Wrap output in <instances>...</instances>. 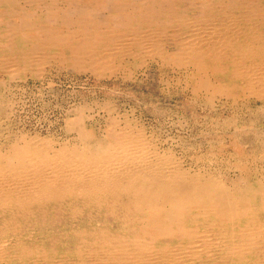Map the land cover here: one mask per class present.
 I'll return each instance as SVG.
<instances>
[{
  "label": "bare ground",
  "instance_id": "1",
  "mask_svg": "<svg viewBox=\"0 0 264 264\" xmlns=\"http://www.w3.org/2000/svg\"><path fill=\"white\" fill-rule=\"evenodd\" d=\"M184 1L188 3L187 7L194 11V16L186 15L188 8L187 10L178 8L179 0H0V73L28 71L31 63L42 64L45 50L61 49L63 52L67 51L68 55L65 57L68 56V63L75 71L90 72L97 76L109 75L122 68L123 65L121 66L118 58L133 55V49L142 53L146 51L152 58L161 55L160 39H162L163 31L166 28L182 27L179 32L170 31V35L164 34L170 43L169 47L171 45V50L166 54V58L164 56L162 58L163 61L191 72L189 77L194 79L193 93L200 90L205 92V87H210L209 81L205 80V61L212 64V73L219 74L225 71L217 66V62L224 60L231 67L227 72L234 78L233 80L245 77L248 82L244 89L251 91L257 97H264V33L260 34L259 31L254 30L255 28L250 27L247 34H241L238 30L237 33L232 32L226 36L223 30L221 33L215 30L218 28L216 26L210 27L208 32L205 30L207 29L205 0H180V2ZM252 2L249 0L248 5L245 3L242 10L257 5ZM235 4L239 5L235 0L233 4L229 2L226 6L232 8ZM222 6H225L224 2ZM226 10L227 8L223 7L224 16L229 12ZM262 18L264 19L263 16ZM235 19L230 20L235 21ZM222 27L227 28L223 24ZM244 61L250 63L246 70L242 64L246 63ZM49 65L48 67L51 68ZM14 82L16 83V79ZM39 90L43 91V89ZM217 91H221L225 96L231 93L226 88H218ZM40 99L43 98L40 97ZM17 100L19 101V98ZM3 116L9 115L7 113ZM83 117L81 111L67 123L68 129L76 130L75 144L68 142L57 144V142L54 145L50 138L29 137L27 139L23 136L19 142H9L11 144L8 148L0 151V210L16 209L27 212V209L32 206L56 205L59 207L66 203L73 207L70 208V213L75 216L86 211L77 206V203L81 201L83 206L89 209L88 220L91 223L95 217L92 216L95 211L97 215L119 221L121 225H118L115 230L93 222L94 225H90L89 228L83 227L76 233L79 241L78 246L76 244L74 246H77L76 250L74 249L75 255L79 258L85 254L90 259L94 258L95 263L93 261L90 264H204L205 218L212 219L223 227L225 225L236 227V230L230 232L229 237L228 232L223 228L219 232L222 234L220 237H228L231 240L230 246H227L228 254L241 259L244 253L257 247L254 240L264 234V178L251 185L250 177H247L246 172L245 174L240 172L239 181L232 183L231 186L228 181L227 186L218 174H213L214 171L206 172L205 166L198 164L187 166L184 164L185 159L177 157L171 150L158 149L160 146L157 147L153 135L150 136L141 127L134 131L125 120L122 128L110 132L102 141L98 137L99 141H97L96 133L95 135L81 126ZM24 134L26 135V132ZM58 138H56L57 141ZM159 143L162 144L160 140ZM241 170L244 171V169ZM220 173L222 174V171ZM10 248L11 246L8 249ZM41 250L40 253L44 252ZM12 251L16 254L14 250ZM9 256L11 258V255ZM78 264L88 263L82 260Z\"/></svg>",
  "mask_w": 264,
  "mask_h": 264
},
{
  "label": "rangeland",
  "instance_id": "2",
  "mask_svg": "<svg viewBox=\"0 0 264 264\" xmlns=\"http://www.w3.org/2000/svg\"><path fill=\"white\" fill-rule=\"evenodd\" d=\"M236 1L237 3H239V5L235 4L232 8H229V6H226V4L229 2L233 4L235 0H224V1L205 0V9H206L205 10V22H206L205 27L207 28L205 30L208 31L210 30V27L213 28L216 26L218 28L216 29L214 28L215 30H218V32L220 33L223 30L222 31L223 34H226V36H229L232 32L237 33L238 30H239V33L241 34H247L250 31L249 28L252 27V28H255L254 30L259 31L258 33L263 34L264 33V19L262 18V16L264 17L263 15L264 14V8H263L264 0H251V2L253 1L257 5H252L251 8L244 9V11L242 10L243 9L242 7L245 6V3L248 5L249 0L247 1L246 0H242V1L236 0ZM213 2L214 4H212ZM223 2L225 3V6H222ZM187 4H186V1L180 2L179 0V2H177L178 8L180 9L188 8L189 11L186 9L187 10L186 12L188 14L186 13L185 14L189 17H192L194 16L195 13L194 11L190 10L191 9L190 7H187ZM223 7L227 8L226 12L227 11L229 12L232 11V12L231 13L227 12L228 14L224 16L223 11H222ZM236 7H239V8H236ZM217 8H218V11H217ZM251 10H253V12ZM213 12L214 14H216V16L213 14ZM247 13H248V18H247ZM241 15H244V16H241ZM233 16L237 18L236 19L235 17L232 18ZM212 18L214 20L217 19V21L214 22ZM230 19L231 20L235 19V21H231ZM249 19H252V20H249ZM160 20L162 22L164 21V19H160ZM220 24L221 26H219ZM222 24L224 25V27L226 26L229 29L227 28L224 29L222 27ZM235 24L238 27H236ZM239 25H244V26H239ZM181 28L180 27L172 28V29L166 28L165 29L166 31L164 30L165 33L163 31L162 39H160L161 49H162L160 52L161 55L159 54L152 58V56H150L149 53H147L146 51H143L142 53V52H137L136 50L133 49L132 51L133 55H127L120 59L118 58L121 66L123 65L122 68H120L119 70L117 69L115 72L109 75L97 76V75L91 74L90 72H83L84 73L83 74L80 71H78L80 72L78 73L77 71L72 69V65L68 63L69 62L68 56L65 57V55H68L67 51L63 52V50L61 49L45 50L44 55H43V61L41 62L43 66L42 64L37 65V64L31 63L29 65L28 71L21 70V71H16L14 73L12 72L0 73V77H1L0 78V93H1L0 94V98H1L0 107L2 106L0 108V117H1L0 118V126H1L0 127L1 128L0 129V151L6 150L9 144H11L14 141L19 142L20 138L23 136H25V138L27 139L29 137L30 138L37 137V138H42V139L50 138L54 145H56L57 142H58L57 144L61 142H68L71 144H75L77 142L76 130L68 129L67 123L73 120L78 115V113L82 111L84 117L81 119V126L90 130L93 134L96 133L97 135L95 134L96 136L95 135L94 136L97 138V139L95 138L97 141L99 140L102 141L106 135L110 134V132L115 131V130L117 131L120 128H122L126 120L128 121L127 123L130 125L132 130L136 131L138 128L141 127L145 130L147 134H150V136L153 135L152 137H154V140L157 143L156 144L157 147L158 145L160 146L158 147V149L166 148L167 150H171L172 152L175 153L177 157H181L182 160L185 159L184 164L187 166H190L191 164L192 166L193 165L195 166L196 164L200 166H205L206 172L213 173L214 171L215 173L213 174L215 175L218 174V177L220 176L219 178H221V180H223L227 186L229 184L231 186L232 183L239 181L240 176H241L240 172H243V174H245L246 172L247 177L251 178V179L249 178V182L251 185H254L258 180L263 179L264 178V97H257L256 95L252 94L251 91L244 89V87H246L247 82H248V80L245 77L235 78V80H233L234 78H232L230 73L227 72L231 69V67H229L228 62L224 60L221 62H217V66L221 67L223 71H225L227 74L225 72L224 73L222 72L223 74L219 73L220 75L217 73L216 74L212 73L211 72L212 64H210L208 61H205V80L209 81L210 87L208 88L205 87V92L200 90L196 93H193L192 88L194 85L193 84L194 79L192 77H189V74L191 72L189 70H186L185 68H178L173 63H168L166 61H163V58L166 56L167 53L170 52L169 50H171V45L169 47L170 43L168 42L167 37H165V35L167 33H168L167 35H170L171 32H174V31L179 32ZM56 58L59 60H57ZM50 63L51 64L53 63V65H51ZM242 64L245 70L247 69L248 66H250L249 62L242 63ZM48 65L51 66V68L48 67ZM150 67L151 68L153 67V68L151 69ZM34 68L35 70H33ZM49 73H51V75ZM14 78L16 79V83L14 82L15 80ZM222 78L223 79L226 78V80L224 79L225 84ZM190 79H192V81H190ZM161 84H164V85L162 86ZM6 86H7V89H6ZM95 86H98V87H95ZM8 87L10 88L12 87V89L10 90V88ZM218 88L219 89L226 88L231 93L229 96H225L224 94L221 93V91H217ZM39 89H43V91ZM5 93L6 94L9 93L8 94L9 96L7 95L8 96L7 97ZM40 97L43 99H40ZM101 97L105 100H103ZM18 98H19V101L17 100ZM5 100L6 101L8 100L7 103ZM243 100L245 101L243 102ZM237 101L239 102L237 103ZM15 102L17 104H15ZM5 105L6 106L8 105V106L6 107ZM97 106H99L100 108ZM123 108H126V109L124 110ZM165 109L169 111L166 112ZM76 110L77 112H75ZM70 112H72L73 114ZM7 113L9 116H3V115H7ZM2 116H3V119L4 117L6 119L3 120ZM13 123L14 125H12ZM14 126H15V129H14ZM7 127L9 129H7ZM5 132L7 133L9 132L11 134L8 133L7 135V133ZM25 132H26V135L24 134ZM1 136L3 137V140ZM15 136H17V138ZM73 137L76 139H74ZM98 137H99V140H98ZM56 138H58V141ZM10 140H13V141H10ZM159 140L160 142H162V144L159 143ZM177 148L179 149L178 151H177ZM241 169H244V171H242ZM221 171H222V174L220 173ZM232 178L235 180H233ZM228 181H229V184H228ZM77 206H79L80 209L81 208L85 209L86 211L83 214L72 216V214L70 213V208H73V207L68 206V204L66 203L59 205V207L56 205H48V206H40V207L32 206L31 208L27 209V212L18 211L16 209L0 210V260H1L0 264H5V263L6 264H9V263L10 264L11 263L12 264H32V263L35 264V262L36 264H57V263L58 264H67V263L78 264V262L80 263V261L82 260L87 262L88 264H90V262H93V261L95 263L94 258L92 259L91 257L90 259V257L85 256V254H83L79 258L75 255L74 251L76 250V247L78 246V241H79V238L76 235V233L79 231V229L83 227L89 228L90 225H94V223L96 225H101L102 227L104 226L112 227L111 230L117 229L118 225L120 226L121 224L119 223V221H116L113 218L106 217L104 215H97L98 213H96V211L94 212V214H92V216H95V217H93V221L91 223L88 220L89 209L83 206V203L81 201L77 203ZM108 219L113 220V221H110ZM17 225H18V228H17ZM205 227L206 228H205V263L204 264H210V263L212 264V262L213 264L214 263L223 264L224 262H225L224 264H226L227 260H228L227 264H232V263L238 264L240 262H241L240 264H252L255 261H256L255 263L257 264H264V247H263L264 246V234L259 235L258 236L259 238L257 237V239L254 240L255 243L257 244L256 245L257 247H255V249L253 250H249L246 253H244L243 257L241 258L242 260H241V259H238L235 255H230L227 253V246H230L231 244V240L230 238H228L229 234L231 231L236 230V227L232 225L231 226L225 225L223 227V225H220L218 222H215L212 219H206V218H205ZM230 227L233 229H231ZM221 228H223L225 231L228 232L227 233L228 237L226 238L220 237L222 235L219 233ZM73 231L75 234L73 233ZM112 232L114 233L115 231H112ZM40 235L41 237H39ZM24 244L26 245V247ZM75 244L77 245L76 247H74ZM10 246L11 248L8 249ZM20 246L21 247L24 246L23 249H21ZM51 247L52 249H50ZM11 249L14 250V253L18 255L16 256V254H13L12 253L13 251ZM9 250H11L12 252ZM40 250L41 252L44 251L42 252L43 254L40 253ZM50 250L51 251L53 250V251L51 252ZM86 250L87 249H85V251ZM256 251H259V252L256 253ZM7 253H8V256H7ZM9 255H11V258ZM3 257H5V259ZM251 257H254V258H251ZM210 259L213 261H209ZM197 264H203V263H197Z\"/></svg>",
  "mask_w": 264,
  "mask_h": 264
}]
</instances>
